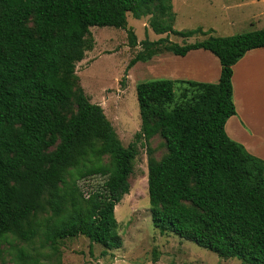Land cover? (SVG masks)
<instances>
[{
    "label": "trees",
    "instance_id": "trees-1",
    "mask_svg": "<svg viewBox=\"0 0 264 264\" xmlns=\"http://www.w3.org/2000/svg\"><path fill=\"white\" fill-rule=\"evenodd\" d=\"M128 13L166 36L137 41ZM174 21L172 0H0V244L8 235L40 238L58 254L53 264H61V239L83 235L90 246L121 247L115 206L130 190L137 142L158 134L166 153L157 159L147 149L153 226L219 257L264 264V159L224 128L235 114L232 66L264 47V27L179 44L169 34L202 31L175 30ZM91 26L126 29L128 45H140L126 71L164 51L205 49L219 60L218 81L137 83L140 128L124 146L103 108L76 84ZM94 177L101 182L83 190L80 181ZM17 259L26 262L23 252Z\"/></svg>",
    "mask_w": 264,
    "mask_h": 264
},
{
    "label": "rangeland",
    "instance_id": "rangeland-1",
    "mask_svg": "<svg viewBox=\"0 0 264 264\" xmlns=\"http://www.w3.org/2000/svg\"><path fill=\"white\" fill-rule=\"evenodd\" d=\"M175 12V30L200 29L188 38L169 34L171 41L183 44L204 39L210 35L228 36L264 27V18L250 20L252 13L264 9V5L251 0H172ZM147 17L140 19L127 14V26L132 28L137 41L164 37L147 27ZM89 38L92 47L75 63L76 84L80 85L93 103L99 104L124 146L134 141L140 128L136 84L160 78L191 79L195 74H178L179 64L185 71L195 73L209 61L203 55L191 53L188 57L162 52L148 61L137 62L126 71L131 56L140 45H128L127 31L111 26H91ZM201 62H195V61ZM211 66V64H210ZM181 75V76H179ZM186 75V76H184ZM179 83L173 89L178 93ZM53 148V147H52ZM160 159L166 148L156 134L149 140L137 142L138 153L129 176L130 190L116 204L114 214L122 245L105 250L83 235L58 241L61 264H244L236 257L222 258L215 252L186 240L173 232L161 233L152 224L147 195V149ZM101 182L99 177L81 180L83 190ZM25 254V263L17 255ZM37 257L38 263L29 261ZM58 254L48 246H42L40 238L26 243L8 235L0 244V264H53Z\"/></svg>",
    "mask_w": 264,
    "mask_h": 264
},
{
    "label": "crops",
    "instance_id": "crops-1",
    "mask_svg": "<svg viewBox=\"0 0 264 264\" xmlns=\"http://www.w3.org/2000/svg\"><path fill=\"white\" fill-rule=\"evenodd\" d=\"M251 2L264 5V0H251ZM260 18H264V9L249 16L251 21ZM191 53L203 55L209 63H199L202 66L195 70V73L185 71L184 66L179 64L178 74L183 72L195 76H191V79H188L189 76L173 80L217 82L220 73L218 58L205 49H193L183 56H178L188 57ZM231 84L235 114L226 120L225 132L232 140L241 143L249 153L264 159V47L248 50L232 66Z\"/></svg>",
    "mask_w": 264,
    "mask_h": 264
}]
</instances>
